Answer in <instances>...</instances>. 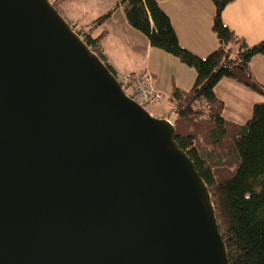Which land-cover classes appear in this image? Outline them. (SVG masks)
I'll list each match as a JSON object with an SVG mask.
<instances>
[{
  "label": "water",
  "instance_id": "obj_1",
  "mask_svg": "<svg viewBox=\"0 0 264 264\" xmlns=\"http://www.w3.org/2000/svg\"><path fill=\"white\" fill-rule=\"evenodd\" d=\"M0 264H229L173 123L49 0H0Z\"/></svg>",
  "mask_w": 264,
  "mask_h": 264
},
{
  "label": "trees",
  "instance_id": "obj_2",
  "mask_svg": "<svg viewBox=\"0 0 264 264\" xmlns=\"http://www.w3.org/2000/svg\"><path fill=\"white\" fill-rule=\"evenodd\" d=\"M71 1L49 0L62 16ZM235 1L212 0L216 8L212 31L219 48L206 58L180 46L170 19L156 0H118L107 13L68 23L117 79L102 47L107 24L119 8L130 27L144 35L153 49L196 72L191 89L174 88L165 116L176 128L179 148L208 187L229 264H264V103L252 108L246 124H238L225 118V103L216 93L220 82L229 80L264 96V87L250 66L254 58L264 55V41L249 46L222 19L225 9ZM121 85L128 95V88ZM199 101L206 103L207 111L197 108Z\"/></svg>",
  "mask_w": 264,
  "mask_h": 264
},
{
  "label": "crops",
  "instance_id": "obj_3",
  "mask_svg": "<svg viewBox=\"0 0 264 264\" xmlns=\"http://www.w3.org/2000/svg\"><path fill=\"white\" fill-rule=\"evenodd\" d=\"M156 1L170 19L183 49L199 58H206L219 48L212 31L216 16L212 0ZM117 3L118 0H72L63 11V16L69 23H75L86 15L96 18L110 11ZM222 19L249 46L264 41V0H236L225 9ZM107 29L108 35L103 41L102 50L119 78L129 73L146 72L152 76L156 90L164 98L165 95L169 98L175 87L185 90L192 88L196 72L177 58L153 49L144 35L130 27L120 8L108 22ZM170 66L175 67L180 81L172 73L171 79L164 76ZM250 66L256 81L264 87V55L254 58ZM216 93L225 103V118L238 124H246L252 116V108L264 103V96L229 80L220 82ZM165 114L164 111L162 118H167Z\"/></svg>",
  "mask_w": 264,
  "mask_h": 264
},
{
  "label": "built area",
  "instance_id": "obj_4",
  "mask_svg": "<svg viewBox=\"0 0 264 264\" xmlns=\"http://www.w3.org/2000/svg\"><path fill=\"white\" fill-rule=\"evenodd\" d=\"M120 83L127 87L134 100L142 104H159L164 96L156 90L153 78L146 72L129 73L120 78ZM197 108L200 111H207V105L199 101Z\"/></svg>",
  "mask_w": 264,
  "mask_h": 264
},
{
  "label": "rangeland",
  "instance_id": "obj_5",
  "mask_svg": "<svg viewBox=\"0 0 264 264\" xmlns=\"http://www.w3.org/2000/svg\"><path fill=\"white\" fill-rule=\"evenodd\" d=\"M167 71H168V73L167 74L164 73V76H168L171 79L172 78L171 77V73H172V74H174V76L177 78L178 81L181 80L180 77H179L178 72L175 69V67H173V66H170V68L167 67ZM118 79L120 80V78H118ZM161 83H162V81H161ZM165 83H168V81L165 82ZM127 93H128L129 96L131 95V92L129 91V89L127 90ZM167 98L168 97L165 95V98H163V100L159 104H142V105L145 107V109L149 113L154 114L153 115L154 117H156V118L157 117L158 118H162L163 115H164V111L166 113L169 111V109H168V103H167Z\"/></svg>",
  "mask_w": 264,
  "mask_h": 264
}]
</instances>
